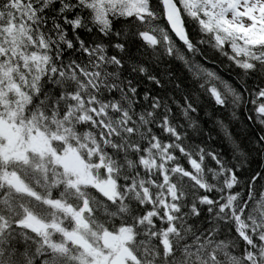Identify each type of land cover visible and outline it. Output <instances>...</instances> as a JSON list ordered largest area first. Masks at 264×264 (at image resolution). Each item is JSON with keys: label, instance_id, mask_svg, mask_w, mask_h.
<instances>
[{"label": "snow or ice", "instance_id": "6c2138e0", "mask_svg": "<svg viewBox=\"0 0 264 264\" xmlns=\"http://www.w3.org/2000/svg\"><path fill=\"white\" fill-rule=\"evenodd\" d=\"M0 264H264V0H0Z\"/></svg>", "mask_w": 264, "mask_h": 264}]
</instances>
